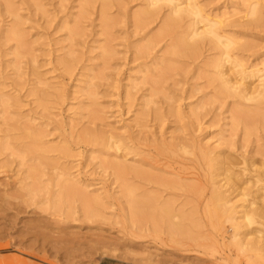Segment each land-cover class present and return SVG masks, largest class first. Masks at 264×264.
<instances>
[{
  "label": "rangeland",
  "instance_id": "rangeland-1",
  "mask_svg": "<svg viewBox=\"0 0 264 264\" xmlns=\"http://www.w3.org/2000/svg\"><path fill=\"white\" fill-rule=\"evenodd\" d=\"M196 1L241 66L166 3L0 0V264H264V0Z\"/></svg>",
  "mask_w": 264,
  "mask_h": 264
},
{
  "label": "bare ground",
  "instance_id": "bare-ground-1",
  "mask_svg": "<svg viewBox=\"0 0 264 264\" xmlns=\"http://www.w3.org/2000/svg\"><path fill=\"white\" fill-rule=\"evenodd\" d=\"M112 1L113 0H103L104 7L108 8L109 5L112 3ZM146 1H147L148 6H147V11H145L144 14H147V15L153 14L156 11V8L162 7L163 3H166L169 5L170 15L167 17V19L165 20L163 24L164 25L163 30L164 28L165 29L173 28L176 24H178V22H180V20L184 18H190L191 20L190 32L188 33V35L186 34V38L185 37L181 38V39L183 38L187 39V40L183 39L185 41L182 40V42L180 41L181 44L183 43L184 45H187L188 47L195 46L198 42L197 37L209 38V40L213 44L221 48V51H222L221 54L223 55V57L217 61L218 63L216 62L218 69L221 67H224L226 62H231V65L233 68L236 66L242 65L241 62L237 60L238 59L237 57L236 58L233 57L234 53L232 54V52L229 50L230 46H232L234 42L232 39H230V37H228V34L223 29V26L225 25V20H223L222 18H211L209 15L204 13L202 7L196 0H146ZM250 13L253 14L254 16L255 15L257 16L256 20L261 19L259 17V15L261 14V9L259 6L257 7V3L251 7ZM200 23H204V26L202 27L198 26ZM180 42L178 41L179 44ZM218 73H219L218 75L219 79L221 80L222 85L224 86L226 90H235L238 87H242L244 89L242 90V94L244 98H252L250 94L258 92L259 94H257V96H253V98L260 97L261 98L260 101H262V99L264 101V91H263L264 90V73L259 75L258 78L260 81L257 87L252 91V93L246 90L247 87L245 86L246 83L244 82L245 78H243L241 81L236 78L235 79L227 78L226 76L227 71L224 72L222 69H220ZM241 73L243 75L248 74L244 71V69L241 71ZM247 77L249 76L247 75ZM238 85H241V86H238ZM244 113H246V111H244ZM225 204H228V203H225Z\"/></svg>",
  "mask_w": 264,
  "mask_h": 264
},
{
  "label": "crops",
  "instance_id": "crops-1",
  "mask_svg": "<svg viewBox=\"0 0 264 264\" xmlns=\"http://www.w3.org/2000/svg\"><path fill=\"white\" fill-rule=\"evenodd\" d=\"M98 264H116L115 259L113 258H107L102 259Z\"/></svg>",
  "mask_w": 264,
  "mask_h": 264
}]
</instances>
